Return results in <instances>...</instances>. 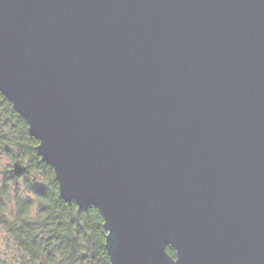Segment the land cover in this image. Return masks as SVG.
Listing matches in <instances>:
<instances>
[{"label":"water","instance_id":"obj_1","mask_svg":"<svg viewBox=\"0 0 264 264\" xmlns=\"http://www.w3.org/2000/svg\"><path fill=\"white\" fill-rule=\"evenodd\" d=\"M0 91L109 264H264V0H0Z\"/></svg>","mask_w":264,"mask_h":264},{"label":"trees","instance_id":"obj_2","mask_svg":"<svg viewBox=\"0 0 264 264\" xmlns=\"http://www.w3.org/2000/svg\"><path fill=\"white\" fill-rule=\"evenodd\" d=\"M37 144L0 91V152L7 158L0 178V224L22 253L18 264H109L99 210L79 208L59 196L53 168L38 154ZM165 249L175 256L171 244Z\"/></svg>","mask_w":264,"mask_h":264},{"label":"rangeland","instance_id":"obj_3","mask_svg":"<svg viewBox=\"0 0 264 264\" xmlns=\"http://www.w3.org/2000/svg\"><path fill=\"white\" fill-rule=\"evenodd\" d=\"M7 163V158L0 152V178H1V169ZM22 188V185H20ZM23 195H26V192H22ZM33 204L35 201L32 198ZM8 207H13V203L9 202ZM22 253L16 247L12 237L6 231V229L0 224V264H18L21 260ZM38 264V263H34Z\"/></svg>","mask_w":264,"mask_h":264}]
</instances>
